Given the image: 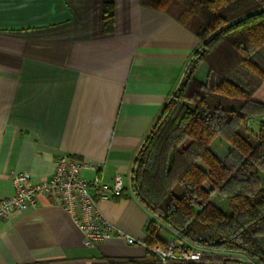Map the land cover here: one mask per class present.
<instances>
[{"label":"crops","instance_id":"0c3cea01","mask_svg":"<svg viewBox=\"0 0 264 264\" xmlns=\"http://www.w3.org/2000/svg\"><path fill=\"white\" fill-rule=\"evenodd\" d=\"M105 4L114 9L108 34ZM200 48L187 28L139 0H0V201L13 195L15 172L35 185L60 155L95 161L101 182L119 174L124 184L122 197L97 202L100 214L143 245L111 239L86 248L59 204L40 195L37 207L0 221V264L145 259L150 215L129 188L133 158ZM206 74L201 66L196 78ZM251 99L264 104V83ZM210 149L223 159L230 147L216 138Z\"/></svg>","mask_w":264,"mask_h":264},{"label":"trees","instance_id":"16d2710c","mask_svg":"<svg viewBox=\"0 0 264 264\" xmlns=\"http://www.w3.org/2000/svg\"><path fill=\"white\" fill-rule=\"evenodd\" d=\"M139 2L170 15L201 48L133 158L129 188L150 215L145 259L117 264H158L150 249L174 234L194 249L264 264V104L251 99L264 83V0ZM113 17V6L103 5V33L113 31ZM250 121L259 122L255 133ZM216 138L230 147L223 159L210 149Z\"/></svg>","mask_w":264,"mask_h":264},{"label":"built area","instance_id":"2783aa9c","mask_svg":"<svg viewBox=\"0 0 264 264\" xmlns=\"http://www.w3.org/2000/svg\"><path fill=\"white\" fill-rule=\"evenodd\" d=\"M95 161H86L60 155L48 180L31 185L29 176L15 172L10 176L14 193L0 201V221L13 218L29 208L38 206V197L44 195L56 201L71 218L82 236V245L93 248L115 239L128 246L141 244L123 231L107 223L100 214L97 202L122 197L123 178L115 174L111 184L101 182L97 173L102 169ZM84 171L95 174L91 180L81 176ZM158 264L232 263L258 264L239 254L201 251L194 249L179 234H174L164 246L150 249Z\"/></svg>","mask_w":264,"mask_h":264},{"label":"rangeland","instance_id":"374dc122","mask_svg":"<svg viewBox=\"0 0 264 264\" xmlns=\"http://www.w3.org/2000/svg\"><path fill=\"white\" fill-rule=\"evenodd\" d=\"M249 129L251 131H253L254 133L256 132V126H250ZM260 177H261L262 180H264V175L260 174ZM213 203L216 204L224 213H226V214L229 213L224 198L219 197V196H215L214 199H213ZM132 246H134V247H143L142 244H136V245H132Z\"/></svg>","mask_w":264,"mask_h":264}]
</instances>
